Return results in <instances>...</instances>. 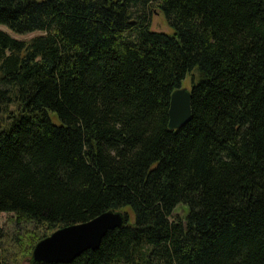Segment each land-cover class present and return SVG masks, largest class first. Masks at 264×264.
<instances>
[{
	"label": "trees",
	"instance_id": "trees-1",
	"mask_svg": "<svg viewBox=\"0 0 264 264\" xmlns=\"http://www.w3.org/2000/svg\"><path fill=\"white\" fill-rule=\"evenodd\" d=\"M0 25L37 33L0 30V264L123 209L68 264H264V0H0Z\"/></svg>",
	"mask_w": 264,
	"mask_h": 264
},
{
	"label": "water",
	"instance_id": "water-1",
	"mask_svg": "<svg viewBox=\"0 0 264 264\" xmlns=\"http://www.w3.org/2000/svg\"><path fill=\"white\" fill-rule=\"evenodd\" d=\"M189 100V91L184 88L171 92L167 110L169 130H178L188 122ZM125 221L120 211H106L87 222L58 228L34 244L28 263L68 264L81 253L96 250L104 235L122 227Z\"/></svg>",
	"mask_w": 264,
	"mask_h": 264
},
{
	"label": "rangeland",
	"instance_id": "rangeland-1",
	"mask_svg": "<svg viewBox=\"0 0 264 264\" xmlns=\"http://www.w3.org/2000/svg\"><path fill=\"white\" fill-rule=\"evenodd\" d=\"M36 1H40V0H36ZM149 28L151 31H155V32H162L165 34H171L172 31L171 29L167 26L163 16L159 13L158 10L156 9H152L150 14H149ZM0 30L6 32L10 37L17 39V40H28L30 38H32L33 36H36L37 33H30V34H24V35H17L14 34L10 31H8L5 27L0 25ZM191 77L195 78L196 74L193 72L191 73ZM190 76H187L180 85V88H184L186 90H189L190 88V82L191 79ZM122 213L124 212L127 216V220L128 223L131 224L132 223V215L130 213V211L128 209H123L121 211ZM177 215L183 216L184 212L181 208L177 209L176 212ZM12 217V215H8V214H0V227H2L4 224L7 223V231L12 233L14 231L13 226L10 224V218ZM12 221V219H11ZM28 259L29 257H23L21 259H19V261L16 264H29L28 263Z\"/></svg>",
	"mask_w": 264,
	"mask_h": 264
}]
</instances>
